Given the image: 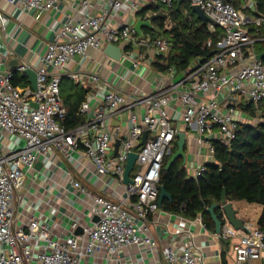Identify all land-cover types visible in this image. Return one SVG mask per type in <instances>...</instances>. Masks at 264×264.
Wrapping results in <instances>:
<instances>
[{
    "label": "built area",
    "instance_id": "obj_1",
    "mask_svg": "<svg viewBox=\"0 0 264 264\" xmlns=\"http://www.w3.org/2000/svg\"><path fill=\"white\" fill-rule=\"evenodd\" d=\"M25 12L60 11L61 0H3ZM178 0H72L71 13L58 28H52V40L38 67L22 64L38 74V89L14 86L12 71L0 70V132L11 135L13 144L0 152V264H84L89 257L103 254L109 264H120L127 249L154 251L159 244L151 226L168 225L159 206L161 171L166 157L173 153L178 127L169 112L179 105V120L196 131V145L206 149V162L194 165L190 177L206 171V163L215 162L214 141L229 145L240 125H258L264 120V12L257 0H185L201 7L209 18L207 29L217 39L203 45L207 55L198 56L180 70L172 65L156 70L157 57L168 59L173 44L162 34L139 33L134 25L118 20L122 13L136 15L151 3L172 7ZM165 7V9H166ZM165 12V11H164ZM188 12V11H187ZM10 12L0 6V31L7 33ZM147 18L155 16L149 11ZM147 18H142L144 21ZM169 27L173 21L169 18ZM108 44L121 50L117 63L128 87L132 77L150 84L146 93L123 91L97 71L86 70L94 53L105 54ZM10 52L4 55L6 57ZM259 54H263L261 58ZM77 63V70L70 64ZM125 73V74H124ZM64 77L94 92L82 102L84 124L69 129L62 121L67 109L61 95ZM96 99V106L92 100ZM248 102V107L244 106ZM37 104V107L33 106ZM249 109V110H248ZM139 110H143L141 114ZM127 115V129L112 126L111 119ZM147 136L141 144L144 132ZM120 145L115 155V143ZM130 152L137 153L133 183L124 184ZM74 159L80 153L90 160L98 178L113 176L125 186L126 196L110 199L86 189L78 180L72 184L86 195L89 209L98 217L79 234L54 238L50 225L32 214L24 225L17 223L15 209L23 201L22 190L28 173L39 159L54 154ZM222 210L220 233L211 231L202 215L194 220L178 215V224L163 244L162 258L156 264H224L222 243L228 264H264V230L257 221L243 219L244 228H236ZM170 220V218H169ZM189 225V226H188ZM198 230L193 231L192 226ZM77 226L73 224V228ZM217 252L208 255V249ZM233 253V254H232Z\"/></svg>",
    "mask_w": 264,
    "mask_h": 264
},
{
    "label": "crops",
    "instance_id": "obj_2",
    "mask_svg": "<svg viewBox=\"0 0 264 264\" xmlns=\"http://www.w3.org/2000/svg\"><path fill=\"white\" fill-rule=\"evenodd\" d=\"M178 1L174 4L176 8H178ZM72 5V0H61L59 3L60 11L58 12H25L0 0V6L11 13V21L8 25L7 33L0 31V70L12 71L21 76L23 74L17 69L22 64L28 62L38 67L41 64V59L48 43L52 40L51 29L60 27L65 20V13H71ZM172 7H166L165 10L172 9ZM161 11L159 9L155 13L158 14ZM169 18L172 19L171 17ZM169 18H167L166 27H169ZM118 20L134 26L138 20L143 22L151 21H144L141 16L127 15L125 13H122ZM146 29L151 28L144 25L142 32H150ZM151 30L155 34L157 33L154 29ZM8 51L10 53L4 57ZM93 56V61L86 63V70L99 72L103 78H108L112 83H115V87L119 90H130L136 93L140 92V89H143L146 93L155 90L157 80H154V76L150 77V84H143L139 78L132 77L134 86L130 88L126 80H121L115 75V72H119L121 75L125 70H121L117 63L112 62L106 53H94ZM70 68L77 70L79 66L77 63H72ZM89 88L91 89L90 92H94L92 84H89ZM96 101V99L92 100L93 106H96ZM180 110L181 108L176 103H172L169 108V112L174 119L173 124L178 127L179 131H185L187 135L185 166L190 176L189 168L191 169L194 165L197 166L206 162L205 154L207 153L204 147L199 149L196 145V131L187 129L183 122L181 123L179 120ZM139 112L142 114L143 110H139ZM125 117L127 118L125 114L120 117H113L111 125L120 126L122 130L127 129ZM188 132L190 135H188ZM12 144L13 138L11 135L0 132V152H5ZM73 158H64L55 153L51 156L50 163L47 162V159H39L35 163L34 168L27 175L25 187L22 190L23 201L16 203L15 214L19 225H24L28 218L35 214L50 225L54 238H65L71 234H79L83 226L92 225L96 221V217L90 212L89 202L85 193L72 184V178L78 180L86 189L93 193L104 195L110 199L126 196L125 186L120 184L115 177L105 176L98 178L88 158L80 155V153ZM231 202L234 203L235 201ZM247 204L252 207L257 203L248 202ZM238 215L243 219H247L245 213H238ZM177 216L173 214L171 217H167L166 213H161L160 218L166 220L168 225L157 223L151 226L153 235L159 244V249L156 253L152 250L142 253L143 251L129 248L126 252H122L123 261L120 264H156L162 258L163 244L168 243L170 233L178 224ZM74 223L77 224L75 228H73ZM191 229L193 231L198 230L194 225ZM220 249H224L223 243ZM207 251L209 256L217 252L215 247H211ZM210 260V263L216 264L213 262L214 258ZM84 264H109V261L103 254H100L89 257L84 261Z\"/></svg>",
    "mask_w": 264,
    "mask_h": 264
},
{
    "label": "trees",
    "instance_id": "obj_3",
    "mask_svg": "<svg viewBox=\"0 0 264 264\" xmlns=\"http://www.w3.org/2000/svg\"><path fill=\"white\" fill-rule=\"evenodd\" d=\"M257 2L260 10L264 12V0ZM165 7L151 3L136 15L146 19L149 11L162 10L147 20H151L155 27H159L163 31L162 35L170 39L173 46L169 58L157 57L153 67L156 70H165L176 65L180 70H184L198 56L204 54L208 56L210 51H203L202 45L209 38L216 41L217 35L208 31L207 24L191 10L190 3H184L180 9L173 6L166 11ZM169 17L172 18L173 25L166 27ZM146 30L154 33L151 29ZM262 32L264 33V29ZM259 49L263 50L264 44L260 45ZM66 78L64 77L61 82V95L67 109L62 121L69 129H73L86 121L85 115L80 113V107L91 89ZM11 81L14 86L30 84L26 74L19 76L14 73ZM214 146L215 162L206 163V171L200 177L193 178L189 176L182 158L177 159L170 169L165 170L166 163L177 149V144L175 145L173 153L166 157L161 171L160 186H163L172 197L163 200L162 210L190 220L201 214L206 226L215 231V223L208 208L213 203L220 202L222 192L226 189L229 201H247L262 206L257 223L264 230V120L258 125H240L236 138L229 145L214 141ZM216 213L222 219L221 208H217ZM225 252L224 249V264H228Z\"/></svg>",
    "mask_w": 264,
    "mask_h": 264
},
{
    "label": "water",
    "instance_id": "obj_4",
    "mask_svg": "<svg viewBox=\"0 0 264 264\" xmlns=\"http://www.w3.org/2000/svg\"><path fill=\"white\" fill-rule=\"evenodd\" d=\"M185 0H179L178 1V9L180 8L181 4L184 2ZM191 10L193 12H195L198 16V18H200L204 23H207L209 21V18L205 15V13L203 12V10L201 9V7L199 5L193 4L191 5ZM144 25H147L148 27H150L151 29H154L157 33L163 34V31L159 28V27H155L151 21H147V22H143L141 20H138L135 23L134 28L139 32L142 33V27ZM105 52L108 56H110L111 58H114L115 60H119L121 57V50L118 46L114 45V44H108L105 48ZM263 56V54H259L258 57L261 58ZM25 74L29 77V81L31 83V86L34 90L38 89V74L37 71L35 69L32 68H28L25 70ZM34 107H37L36 103H33ZM147 136V131L144 132V136H143V140L141 142V144L144 143L145 138ZM177 149L176 151L170 156L168 162L165 165V170H168L171 168V166L173 165V163L179 159L182 158L183 159V164L186 163V158H187V154H186V144H187V135L185 131H178L177 132ZM120 145V140H117L115 143V155L117 154L118 148ZM137 160V153L135 152H130L128 155V160H127V164H126V168H125V173H124V184H132L133 183V177L134 174L132 173V171L134 170L135 167V163ZM165 198L171 199V194H169L167 192V190L163 187L160 186V195H159V206L162 207V203L163 200ZM217 208H221L224 210V212L226 213L229 221L234 225V227L236 228H244L243 225V218L239 217L238 212L236 211V209L233 206V203L231 201H228L227 199V191L226 189L223 190L222 192V197L220 202H216L213 203L209 208L208 211L211 214V217L215 223V232L216 233H220L221 229H222V225H223V221L220 218V215L216 213V209ZM96 220H98V217H96ZM80 231V230H79ZM82 232V229L80 231V233Z\"/></svg>",
    "mask_w": 264,
    "mask_h": 264
},
{
    "label": "rangeland",
    "instance_id": "obj_5",
    "mask_svg": "<svg viewBox=\"0 0 264 264\" xmlns=\"http://www.w3.org/2000/svg\"><path fill=\"white\" fill-rule=\"evenodd\" d=\"M66 82L68 83L69 81L66 80ZM64 85L66 87V83ZM247 104H249V103L248 102H246V103L244 102V106L249 108ZM188 135H190L189 132H188ZM247 203L248 202H246V201H244V202L235 201L233 203V206H234V208L236 209V211L238 213H245L246 214L245 216H246V218L248 220H252V221H255V222L258 221V218H259V216L261 215V212H262V208H261L262 206L258 205V204H255L252 207H249V205ZM247 205H248V207H247ZM224 249H225L226 253L231 250V249H229V246L225 245V244H224Z\"/></svg>",
    "mask_w": 264,
    "mask_h": 264
},
{
    "label": "flooded vegetation",
    "instance_id": "obj_6",
    "mask_svg": "<svg viewBox=\"0 0 264 264\" xmlns=\"http://www.w3.org/2000/svg\"><path fill=\"white\" fill-rule=\"evenodd\" d=\"M185 165V164H184Z\"/></svg>",
    "mask_w": 264,
    "mask_h": 264
}]
</instances>
